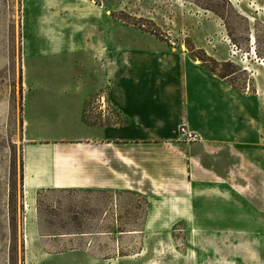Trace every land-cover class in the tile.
Listing matches in <instances>:
<instances>
[{"label": "crops", "instance_id": "obj_1", "mask_svg": "<svg viewBox=\"0 0 264 264\" xmlns=\"http://www.w3.org/2000/svg\"><path fill=\"white\" fill-rule=\"evenodd\" d=\"M27 2L33 37L45 41L40 49L80 54L83 66L93 60L98 67L96 77H81L78 88L46 94L49 103L60 100L66 121L81 134L24 133L22 190L30 204L42 195L52 209L65 208V195L135 192L147 206L141 227L127 233H161L177 224L226 228L264 247V138L255 99L146 33H139L147 38L144 45L122 46L107 9L93 0H21L23 13ZM29 123L23 119L24 130ZM180 125L200 139L178 138ZM86 204L101 211L95 202ZM45 233V244L30 253L61 259L51 264L105 256L73 248L65 231Z\"/></svg>", "mask_w": 264, "mask_h": 264}, {"label": "rangeland", "instance_id": "obj_2", "mask_svg": "<svg viewBox=\"0 0 264 264\" xmlns=\"http://www.w3.org/2000/svg\"><path fill=\"white\" fill-rule=\"evenodd\" d=\"M93 1L107 9L122 46L144 45L147 38L139 33H146L187 52L255 99L264 138V0ZM33 15L28 2L23 13L21 0H0V264L61 260L30 253L38 243L45 244L46 230L65 231V243L73 248L105 255L65 258V264H264V247L241 241L243 235L226 228L177 224L161 233H127L141 227L147 206L135 192L65 195V208L52 209L42 195L30 204L22 190L25 131L59 139L81 134L66 121L60 100L49 103L46 94L78 88L81 77L92 79L98 72L93 60L83 66L80 54L50 55L40 49L45 41L33 37ZM65 80L70 81L67 87ZM23 119L30 120L25 130ZM87 202L100 205L101 211L93 212ZM53 217L56 223L47 226Z\"/></svg>", "mask_w": 264, "mask_h": 264}, {"label": "built area", "instance_id": "obj_3", "mask_svg": "<svg viewBox=\"0 0 264 264\" xmlns=\"http://www.w3.org/2000/svg\"><path fill=\"white\" fill-rule=\"evenodd\" d=\"M200 137L197 132L188 128L186 125H180L178 128V138L184 141H197Z\"/></svg>", "mask_w": 264, "mask_h": 264}, {"label": "bare ground", "instance_id": "obj_4", "mask_svg": "<svg viewBox=\"0 0 264 264\" xmlns=\"http://www.w3.org/2000/svg\"><path fill=\"white\" fill-rule=\"evenodd\" d=\"M264 62V61H263Z\"/></svg>", "mask_w": 264, "mask_h": 264}]
</instances>
